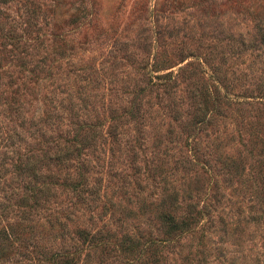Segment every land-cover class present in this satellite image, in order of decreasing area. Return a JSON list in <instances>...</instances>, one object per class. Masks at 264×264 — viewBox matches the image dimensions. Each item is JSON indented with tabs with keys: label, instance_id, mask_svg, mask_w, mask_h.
I'll use <instances>...</instances> for the list:
<instances>
[{
	"label": "rangeland",
	"instance_id": "1",
	"mask_svg": "<svg viewBox=\"0 0 264 264\" xmlns=\"http://www.w3.org/2000/svg\"><path fill=\"white\" fill-rule=\"evenodd\" d=\"M0 264H264V0H0Z\"/></svg>",
	"mask_w": 264,
	"mask_h": 264
},
{
	"label": "trees",
	"instance_id": "2",
	"mask_svg": "<svg viewBox=\"0 0 264 264\" xmlns=\"http://www.w3.org/2000/svg\"><path fill=\"white\" fill-rule=\"evenodd\" d=\"M75 125H77V123H75ZM77 134L78 133H75V134H73V136L75 137V135H77ZM90 137H92V136L89 135V137L87 136L85 138L89 139ZM67 140L68 139H65L64 141H67ZM52 141H56V140H52ZM68 141H72V139L71 140H68ZM70 146H71V144L64 145L63 148H59L58 153L56 152V154H55L56 155V158L57 159L59 158L58 155L60 156V158L62 156H65L66 157V154L69 153V151L71 152L74 149V148L73 149L70 148ZM60 161H62V159H60ZM160 219L166 225V228H168L169 230H176L178 228V225L175 224V222L173 221L172 215H170L169 213L162 211L161 212V215H160Z\"/></svg>",
	"mask_w": 264,
	"mask_h": 264
}]
</instances>
